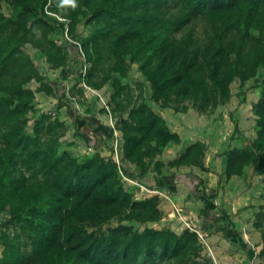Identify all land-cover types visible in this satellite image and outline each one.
Instances as JSON below:
<instances>
[{
  "label": "trees",
  "instance_id": "1",
  "mask_svg": "<svg viewBox=\"0 0 264 264\" xmlns=\"http://www.w3.org/2000/svg\"><path fill=\"white\" fill-rule=\"evenodd\" d=\"M59 2L63 9L61 16L70 21L68 34L72 37L76 14L84 10L89 13L86 23L93 27L92 34L80 46L84 60L93 63L92 71L98 67V52L106 50L115 58V65L128 56L139 64L153 98L164 104L177 103L178 97L208 102L215 96H227L234 79L244 81L257 67L264 68V0ZM48 3V0H16L13 2L17 9L15 21L0 14V34L3 33L0 36V211L8 212L30 248L23 251L18 239L14 240L18 236L11 238L0 231V264H195L197 237L186 230L178 235L167 229L146 228L141 233H130L118 228L107 235H97L100 225L114 216L140 222L158 220L161 215L157 199L131 201L119 182L113 159L96 155L79 163L58 155L53 145L40 140L41 125H36L33 136L24 131L19 107H28L31 93L21 87L28 77L22 84L19 79L30 61L21 48L30 43L47 54L58 50L51 41V49L45 51L43 36L36 38L35 32L40 29L48 35L54 30V23L64 27V23L45 12ZM197 28L201 29L199 35L195 34ZM179 31L185 33L180 35ZM204 35L205 42L201 40ZM67 46L76 55L79 53L76 45L67 43ZM17 66L21 69L17 70ZM91 76L88 83L96 88L108 80L105 77L95 84ZM62 105L69 111L76 132L86 142L99 135V144L93 145L94 149L101 146L104 135L111 137V129L95 118L80 117L66 101ZM254 111L256 139L251 146L231 152L225 167L227 177L240 175L245 165L264 174V87ZM130 118L135 122L132 130L141 137L134 139L128 133L124 137L126 161L142 165L144 156L155 155L171 140H178L162 119L144 105L130 113ZM202 156L201 144L196 143L175 164L203 168ZM122 170L130 176L125 165ZM194 178L198 183L193 187L188 181L185 183L203 203V230L222 234L240 252L248 254L227 212L214 210L212 201L216 193L203 188L197 176ZM174 180L173 176L170 179L165 176L161 184L173 189ZM262 231L264 239V226Z\"/></svg>",
  "mask_w": 264,
  "mask_h": 264
},
{
  "label": "rangeland",
  "instance_id": "2",
  "mask_svg": "<svg viewBox=\"0 0 264 264\" xmlns=\"http://www.w3.org/2000/svg\"><path fill=\"white\" fill-rule=\"evenodd\" d=\"M15 1L0 0V14L6 19L15 21ZM48 1L45 12L64 23V27L54 23V30L48 35L42 34L40 29L35 32L34 37L43 36L41 39L45 51L51 49V41L58 50L47 54L30 43H25L21 48L30 61V66L23 70L19 79L22 84L28 77L29 80L21 87L31 93L28 96V107H19L22 113H18V116L24 121V131L33 136L36 125H41L39 139L53 145L58 155L76 159L79 163L93 159L96 155L105 160L113 159L117 165L119 182L130 195L131 201L155 197L161 215L158 220L150 222L110 217L100 225L96 234L107 235L110 230L118 228L129 230L130 233H141L146 228L167 229L178 235L186 230L197 237L198 251L193 259L195 264H264V174L256 173L251 165H245L240 175L227 177L225 172L231 152L251 146L256 139L258 128L254 109L262 96L264 68L257 67L244 81L234 79L229 84L226 97L215 96L208 102L178 97L179 102L164 104L162 100L156 101L153 98L151 86L139 64L130 61L128 56L115 65V58L109 56L106 50L98 52V67L92 71L93 63L84 60L80 46L92 34L93 27L86 23L89 13L82 7L85 15L82 12L76 14L77 24L72 37L68 34L69 19L60 14L63 9L59 0ZM104 2L109 4L111 0ZM196 31L197 35L201 33L200 28ZM183 33L179 31L180 35ZM201 40L205 42V35ZM67 43L76 45L79 55ZM20 69L21 66H17V70ZM90 74H93L91 78L95 84L105 77L108 80L96 88L88 83ZM65 101L73 106L80 117H93L111 129V137L104 135L101 146L94 149L93 145L99 144V135L92 136L94 138L86 142L76 132L69 111L62 105ZM141 105L162 119L169 132L176 134L178 140H171L155 155L144 156L141 161L143 164L139 165L125 160L124 137L128 133L129 137L140 139L141 134L132 130L135 122L130 118V113ZM81 130L89 132L84 128ZM196 143L201 144L203 168L175 164L187 148ZM150 145L153 148L154 142ZM123 165L130 176L122 170ZM183 175L189 176L184 178ZM165 176L169 179L175 177L173 189L161 184ZM194 176L201 179L203 188L213 189L216 193L212 201L214 210L224 209L227 212L248 254L240 252L222 234L203 230V203L185 183L188 181L187 184L193 187L198 183ZM176 183L184 184L189 189L186 202L190 200L191 211L174 201ZM0 231L6 232L11 238L18 236L14 240L18 239L21 249L30 251L26 238L19 233L6 210L0 211ZM138 241L142 243L140 238Z\"/></svg>",
  "mask_w": 264,
  "mask_h": 264
},
{
  "label": "crops",
  "instance_id": "3",
  "mask_svg": "<svg viewBox=\"0 0 264 264\" xmlns=\"http://www.w3.org/2000/svg\"><path fill=\"white\" fill-rule=\"evenodd\" d=\"M175 189H176V191L174 192L175 195L173 197L174 201L178 205H180V206H182V207L190 210V208H191V202H190V200L188 201V203L186 202V200L188 199V194H189V189L187 188V186L184 185V184H178V183H176ZM167 210H169V208ZM190 218H191V214H190Z\"/></svg>",
  "mask_w": 264,
  "mask_h": 264
}]
</instances>
